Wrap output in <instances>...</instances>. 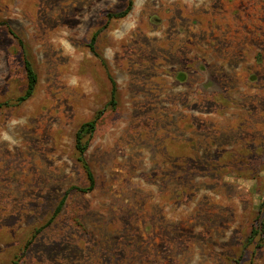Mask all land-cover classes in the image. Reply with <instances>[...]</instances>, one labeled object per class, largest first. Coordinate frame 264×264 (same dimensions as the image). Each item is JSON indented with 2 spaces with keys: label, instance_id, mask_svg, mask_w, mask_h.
Listing matches in <instances>:
<instances>
[{
  "label": "rangeland",
  "instance_id": "374dc122",
  "mask_svg": "<svg viewBox=\"0 0 264 264\" xmlns=\"http://www.w3.org/2000/svg\"><path fill=\"white\" fill-rule=\"evenodd\" d=\"M129 1L0 0V264H264V0Z\"/></svg>",
  "mask_w": 264,
  "mask_h": 264
},
{
  "label": "trees",
  "instance_id": "16d2710c",
  "mask_svg": "<svg viewBox=\"0 0 264 264\" xmlns=\"http://www.w3.org/2000/svg\"><path fill=\"white\" fill-rule=\"evenodd\" d=\"M133 1H129V4L127 8L121 12V13H109L107 15V20H120L126 18L130 12L133 9ZM15 38H17L14 33H12ZM99 32L94 34L92 37L91 43L89 45V48L94 56L99 58L101 61V64L103 67L106 69L110 84H111V94H110V102L108 103L107 107L105 110L100 111L97 113V115L89 122L83 124L76 136V155H77V161L81 168L83 169L84 173L86 174V179H87V184L88 186L86 188H73L71 191H78L81 193H90L94 191L96 187V179L95 176L91 170V167L86 159V154L88 152V149L90 147V140L95 134V132L98 129V126L101 122V120L104 118L106 110H115L117 105H118V86L115 81V79L110 75V73L107 70V64L105 59H103L101 56H99L96 52V42L98 40ZM21 47L24 49V69H25V74H26V90L24 92V95L21 96L16 105H20L26 101H28L30 98L33 97L37 86H38V75L34 69V66L32 62L30 61V58L28 57V54L26 52L25 46L23 43L20 41ZM182 78V77H181ZM8 106V104H2L0 103V109ZM69 196V193H67L64 198L61 200L60 204L58 205L54 217H57L62 211L63 208L66 204V200ZM245 248H248L250 246H254L255 250H260L264 246V201L262 202L260 206V212L259 216L254 222L253 228L250 232V235L248 239L245 242ZM29 247V244L27 248ZM13 264H19L18 261H15Z\"/></svg>",
  "mask_w": 264,
  "mask_h": 264
}]
</instances>
